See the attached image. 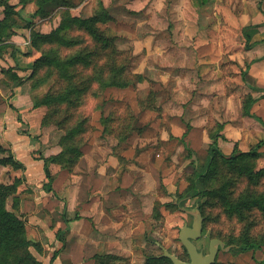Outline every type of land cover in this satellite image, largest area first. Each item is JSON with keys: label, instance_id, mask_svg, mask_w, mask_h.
<instances>
[{"label": "rangeland", "instance_id": "obj_1", "mask_svg": "<svg viewBox=\"0 0 264 264\" xmlns=\"http://www.w3.org/2000/svg\"><path fill=\"white\" fill-rule=\"evenodd\" d=\"M22 1L11 17L13 35L0 42V185L7 209L25 222L38 263L149 264L163 254L160 245L189 261L179 235L199 204L204 222L197 247L208 253L212 238L225 243L214 264H264V147L234 162L218 157L201 177L204 187L187 194L213 136L225 153L264 139V125L246 113L264 91L242 79L247 65L264 55V25L249 30L251 42L259 41L251 49L243 32L264 21L261 0H52L40 13L43 0ZM103 7L112 20L98 26L126 52L117 58L127 65L124 87L99 81L101 69L109 77L114 54L86 29L67 30L80 40L76 46L32 41L34 32L51 33L67 13L87 18ZM55 48L64 60L88 49L91 65L70 67L63 76L50 59H40ZM246 79L264 87V58ZM47 94L66 100L42 102ZM252 111L264 121V97ZM17 119L18 134L37 127L26 140L34 165L29 174L11 143L9 126ZM97 198V216H83L79 230L91 226L93 236L77 239L73 222ZM246 240L261 249L231 252Z\"/></svg>", "mask_w": 264, "mask_h": 264}, {"label": "trees", "instance_id": "obj_2", "mask_svg": "<svg viewBox=\"0 0 264 264\" xmlns=\"http://www.w3.org/2000/svg\"><path fill=\"white\" fill-rule=\"evenodd\" d=\"M52 0H43L42 4L36 11V13H40L44 10L46 4H49ZM208 0H201L202 4H205ZM263 0L260 1L259 7L264 13L263 9ZM19 4H23L22 0H0V5L4 6L3 11H0V16L4 15L3 18H0V42L5 41L8 39L11 35L14 33V28L16 23V20H14L12 17V14L14 13L15 9L18 7ZM68 12V11H67ZM111 14L109 12V9L104 8L96 13H94L92 16L87 18H82L78 16H73L70 13H67L63 16V19L61 21V24L55 29L52 30L51 33L48 34H40V33H33L32 35V41L35 45H38V39L41 38V40L45 42H54L58 45H68V46H76L79 44L80 40L78 38H72L69 37L67 34V30L71 27H78L86 29L89 34L95 39L96 42L99 43V45L102 48H111L114 55H111L109 58L111 59L110 64L108 65L110 68V74L109 77H103V71L102 69L99 70L98 76H100V82L101 84L104 83L105 86H127L128 85V79H127V65L126 63H121V65L118 64L120 55L124 56L126 55V52L120 51L117 49L116 39L117 37H112L106 34L104 30H102L98 24L101 22H108L111 19ZM28 21H30L28 19ZM264 25V21L259 24H254L250 26H246L243 30L244 32V38H245V48L251 49L253 46L258 44L259 41L251 42V33L249 30L254 27H258ZM99 49V48H98ZM92 56V53L86 49L85 52H83V49L75 52L73 55L67 57V60H64L66 58H63L57 51V48L52 52L51 54H44V56L40 59L44 60V62H47V59H50L51 63L55 65L58 70H60V73L63 76H67L70 74L69 68L75 67L78 64H84L86 66L91 65L92 59L89 57ZM264 58V55L253 59L247 67L242 72V79L243 81L253 90L255 91H264V87L260 86H254L251 85L248 80L246 79V75L249 73L252 64L255 62L261 60ZM41 60L37 61L34 64V67L36 68L37 64H40ZM264 97V94L260 97L253 98L246 106V113L255 118L258 122L264 125V121L255 114L252 109L254 105ZM66 100V94H47L41 99L42 102H46L51 104L54 101H65ZM78 128L80 129V126H76L75 133L77 132ZM74 129V128H73ZM264 147V139L260 140L255 146L248 150H235L231 153H225L222 149V147L219 145L217 136H213L212 143L209 146L208 149V155H207V161L205 166L201 169L199 168L196 174V180L194 185L188 189L187 194L190 196H195L198 194L199 190H201L204 187L202 178L205 173L209 170V168L212 165V162L214 160H217L218 157H221L225 161L228 162H234L237 159L244 158L247 156L252 155H260L262 152V148ZM7 188V187H6ZM7 192L11 191L9 188H7ZM11 189V188H10ZM4 195V186L0 185V264H39L36 258L33 256V254L30 252V242L27 239L26 235V229H25V222L13 211L7 209L5 205V198ZM203 214V212L201 211ZM222 239V238H221ZM261 243L257 241H249L246 240L239 245H234L230 249L231 252L235 255H240L245 252L249 251H257L261 249ZM20 252L22 256H18L16 252ZM10 256H12V260L10 259ZM162 258L168 259L163 256H154L151 258V262L149 264L156 263V261H160ZM182 259V258H181ZM170 262H172L170 259H168ZM173 263V262H172Z\"/></svg>", "mask_w": 264, "mask_h": 264}, {"label": "water", "instance_id": "obj_3", "mask_svg": "<svg viewBox=\"0 0 264 264\" xmlns=\"http://www.w3.org/2000/svg\"><path fill=\"white\" fill-rule=\"evenodd\" d=\"M199 204L197 205L194 221L191 225H184L180 230V240L186 247L190 260L185 261L181 259L177 254L170 252L167 248L160 245L163 249V254L160 256L170 259L173 264H214L219 253L220 248L225 247V243L220 238H212L209 242V252L204 253L199 249L195 243L203 233L204 217L199 210ZM159 244V243H158Z\"/></svg>", "mask_w": 264, "mask_h": 264}, {"label": "crops", "instance_id": "obj_4", "mask_svg": "<svg viewBox=\"0 0 264 264\" xmlns=\"http://www.w3.org/2000/svg\"><path fill=\"white\" fill-rule=\"evenodd\" d=\"M257 62H255V63H257ZM18 124H19V120H18V122H14L13 124L10 123V126H9V128L11 127L10 131H13L12 128H14L15 133H16V134L14 133L11 136V138H12L11 143H12L13 151L16 153L18 159H20L22 162L26 163V166L28 168L27 172L29 174V172L33 171V166L34 165L30 161L31 158L29 159L28 155H26V154H28V150L30 149L29 145H27V144H30V142L26 144V140H30L32 138V135H36L37 134L35 132V131H37V127L36 126H31L29 131H28V133H22V134L20 133V134H18V128H19ZM0 135H3V130L0 131ZM96 192H100V190H97ZM99 199L100 198H97V202L96 203L95 202H89L88 204H83V210L80 213L82 218L78 219V220H75L73 222V227H72L73 231H72V233L74 234L76 232V238L77 239L87 240V239H91V237L93 236L92 235L91 226H89V228L87 230H84V231H79V230L81 229V226L83 224H85L84 222H85L86 217H83V216H93L94 214H96L95 210H99V206H98V204H100ZM47 200L52 201V197L47 199ZM61 208H62V205H61ZM96 216H97V214H96ZM90 224H91V222H90Z\"/></svg>", "mask_w": 264, "mask_h": 264}]
</instances>
